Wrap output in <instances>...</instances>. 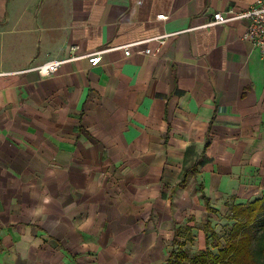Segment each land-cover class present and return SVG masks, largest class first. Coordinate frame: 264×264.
Masks as SVG:
<instances>
[{
  "label": "crops",
  "instance_id": "crops-1",
  "mask_svg": "<svg viewBox=\"0 0 264 264\" xmlns=\"http://www.w3.org/2000/svg\"><path fill=\"white\" fill-rule=\"evenodd\" d=\"M255 1L0 0V264H168L264 195V59L200 27Z\"/></svg>",
  "mask_w": 264,
  "mask_h": 264
},
{
  "label": "trees",
  "instance_id": "trees-1",
  "mask_svg": "<svg viewBox=\"0 0 264 264\" xmlns=\"http://www.w3.org/2000/svg\"><path fill=\"white\" fill-rule=\"evenodd\" d=\"M200 191L207 211L215 212L202 186ZM227 219L233 223L224 246L217 242L209 245L206 237V249L195 258H189L181 249H173L168 264H264V195L245 205L230 206ZM258 221H262V224L260 232L256 234L254 224ZM213 248L217 252H213Z\"/></svg>",
  "mask_w": 264,
  "mask_h": 264
},
{
  "label": "built area",
  "instance_id": "built-area-1",
  "mask_svg": "<svg viewBox=\"0 0 264 264\" xmlns=\"http://www.w3.org/2000/svg\"><path fill=\"white\" fill-rule=\"evenodd\" d=\"M228 16H224L221 13H215L211 19L203 26L200 27H211L218 24H226L235 20H241L246 23V29L243 35V39L249 41L255 48L258 49L260 56L264 59V0H256L247 9L241 10L237 13L229 12ZM158 19L164 20L166 16L160 15ZM166 36L158 38L162 42ZM125 50V55H129V45L122 47ZM78 46L71 45L69 48L70 57L66 60H50L41 65H38L30 70L38 72L42 77H48L57 72L60 66L66 62L80 60L83 58L88 59V62L95 66L97 65L105 52L109 51L110 48H102L95 50L88 54L76 55ZM149 50L146 53L149 54Z\"/></svg>",
  "mask_w": 264,
  "mask_h": 264
},
{
  "label": "rangeland",
  "instance_id": "rangeland-1",
  "mask_svg": "<svg viewBox=\"0 0 264 264\" xmlns=\"http://www.w3.org/2000/svg\"><path fill=\"white\" fill-rule=\"evenodd\" d=\"M216 222L214 221H209V223L207 225H201V229L204 226V235L207 237L208 239V243L209 245H211L210 243L213 242L212 244H217L220 246H224V244L226 243L227 239H228V234H229V230L230 227L232 225V222L227 220V215H224V213H219L216 216ZM262 224V221H258L254 224V227L256 228V234H258L260 232V226ZM183 234V238H185L187 241H189V243L192 244V248L190 247L187 252H188V256L192 258L196 256V254H198L201 249H204V245H203V234L199 233L197 234V236H193L191 232H186V233H181ZM197 239H194V238ZM205 237V238H206ZM197 240V241H196ZM201 242V245H199V243ZM202 249V250H203ZM214 252H217L216 248L212 249Z\"/></svg>",
  "mask_w": 264,
  "mask_h": 264
}]
</instances>
